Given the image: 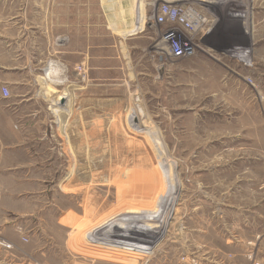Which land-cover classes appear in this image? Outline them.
I'll return each instance as SVG.
<instances>
[{
	"label": "rangeland",
	"instance_id": "rangeland-1",
	"mask_svg": "<svg viewBox=\"0 0 264 264\" xmlns=\"http://www.w3.org/2000/svg\"><path fill=\"white\" fill-rule=\"evenodd\" d=\"M129 1L133 14L145 18L163 1L201 8L210 18L199 34L203 50L172 58L160 42L163 27L150 29L149 38L138 40L144 55L133 54L132 80L111 69L113 79L99 82L91 122L86 96L81 107L78 101L69 106L68 86L47 85L44 91L59 88L54 95L66 93L65 99L49 108L47 126L33 134L27 163L10 166L25 168L31 179L24 188L21 181L0 180L6 201L0 264H264V0ZM129 1L97 0L99 66L114 53L125 60L127 39L106 26ZM26 2L57 0H0V19ZM149 56L160 70L144 76ZM84 65L77 67L82 73ZM152 157L171 191L169 209L143 229L99 236L104 232L94 221L107 217L118 199L114 187L103 186L109 175Z\"/></svg>",
	"mask_w": 264,
	"mask_h": 264
},
{
	"label": "crops",
	"instance_id": "crops-1",
	"mask_svg": "<svg viewBox=\"0 0 264 264\" xmlns=\"http://www.w3.org/2000/svg\"><path fill=\"white\" fill-rule=\"evenodd\" d=\"M133 8L129 1L119 9L117 22L108 20L109 26L106 27L127 39L125 51L128 53L125 60L118 58L116 53L105 56L104 66L98 64L97 0H57L56 4L47 3V6H33L26 2L21 3L5 22L0 19V87L5 85L9 90L7 98L0 95V166L7 167L5 171L1 168L0 180L21 181L24 188L25 182L31 179L25 168L14 172L10 166L27 163L25 155L31 148L33 134L47 126V117L51 115L49 108L57 106L58 109V102L65 99L66 93L54 95L59 88H49L52 94L44 91L49 83L68 86L69 106H75L77 101L80 104V97L86 96L85 108L89 110L91 122L92 100L95 108L99 82L108 84L113 79L111 69L126 71L129 80L137 74L138 63L133 54L138 50L144 55L146 46L138 40L149 38L151 27L141 12L136 16L133 14ZM34 9L39 10L40 15L35 16ZM54 17L56 19L51 20ZM138 19H141V27L131 32ZM83 37L87 38L89 46L83 45ZM111 49L114 51L113 45ZM54 60L57 65L49 64ZM79 64L85 66L83 73L77 69ZM143 70L144 76H150V72L160 70V64L152 60L150 69L145 67ZM55 75L65 77L66 81L53 80ZM1 188L0 185V193H4ZM7 188L11 189V186ZM9 202L7 200V204ZM4 204L6 201L0 200V205Z\"/></svg>",
	"mask_w": 264,
	"mask_h": 264
},
{
	"label": "bare ground",
	"instance_id": "bare-ground-1",
	"mask_svg": "<svg viewBox=\"0 0 264 264\" xmlns=\"http://www.w3.org/2000/svg\"><path fill=\"white\" fill-rule=\"evenodd\" d=\"M155 147L153 145L154 150ZM155 152L157 154V151ZM154 163L153 157L148 158L147 161L139 159L138 165L135 164L131 170L124 171L122 168H116L112 171L109 175L111 176L110 179L103 186H106L107 189L114 187L118 199L113 204L107 217L94 221V224H97L96 227L101 228L100 232H104L99 236L112 235L114 231L117 232L115 229L118 228H120V232L126 228L131 229L138 226L143 229L145 225L155 224L158 217L156 215H160L169 209L168 207L173 201L172 195L167 196V194L171 191L167 192L169 188L165 184L166 181L163 180L166 177L161 175V171L159 173L161 169L158 170L159 166L157 168ZM149 187L160 189L155 191L158 192L155 195H149L146 192ZM146 213H149L150 217ZM135 215H138V217L134 218ZM140 217L143 218L139 221ZM153 230H155V227Z\"/></svg>",
	"mask_w": 264,
	"mask_h": 264
},
{
	"label": "built area",
	"instance_id": "built-area-1",
	"mask_svg": "<svg viewBox=\"0 0 264 264\" xmlns=\"http://www.w3.org/2000/svg\"><path fill=\"white\" fill-rule=\"evenodd\" d=\"M146 17L151 29L162 26L159 34L160 42L164 44L165 52L172 58L191 57L198 50H203L200 44V33L208 30L210 18L193 3H178L163 1L157 4ZM3 98L9 96L5 85L0 87ZM33 264H38L33 262Z\"/></svg>",
	"mask_w": 264,
	"mask_h": 264
}]
</instances>
